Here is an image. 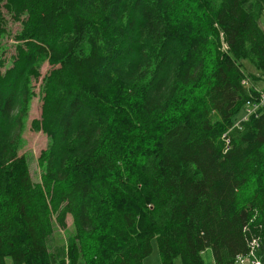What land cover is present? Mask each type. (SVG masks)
Segmentation results:
<instances>
[{
  "label": "trees",
  "instance_id": "16d2710c",
  "mask_svg": "<svg viewBox=\"0 0 264 264\" xmlns=\"http://www.w3.org/2000/svg\"><path fill=\"white\" fill-rule=\"evenodd\" d=\"M263 12L0 0V264H144L154 238L161 264H205L208 248L237 264L254 241L264 258V108L235 121L261 96L242 59L264 69ZM7 15L21 24L10 64ZM45 63L35 182L19 137Z\"/></svg>",
  "mask_w": 264,
  "mask_h": 264
},
{
  "label": "rangeland",
  "instance_id": "374dc122",
  "mask_svg": "<svg viewBox=\"0 0 264 264\" xmlns=\"http://www.w3.org/2000/svg\"><path fill=\"white\" fill-rule=\"evenodd\" d=\"M7 29L8 33L3 39V44L6 49L3 52L4 57H6L11 63V57L15 54V39L14 36L21 29V24L14 21L10 15H7ZM261 26L264 29V12L261 16ZM243 68L247 74L253 73L258 74L262 78L256 79L255 82L264 87V69H258L249 59H242ZM51 69V66L48 63H45L42 67V76L34 81L36 95L31 101L30 108L27 116L25 117V125L20 131L19 137V154L23 155L26 158L27 163H29V169L31 177L35 182H38L41 177V166L39 165V156L44 150L49 142L50 136L45 133L43 130H36L33 126V120L39 119L41 117L42 111V96L40 93V85L42 82L43 76ZM252 78V77H251ZM264 90V89H263ZM247 114L246 107L244 106L235 116L236 123L242 121ZM68 222V232H72L74 229V224L72 216L67 218ZM65 231L62 229H57L55 233L56 238H65ZM66 243V240H65ZM153 249L152 252L144 259V264H161L160 253L158 249L157 240L154 238L152 241ZM203 258L205 264H215L214 253L211 248L206 249L203 252ZM174 264H182L181 257H176Z\"/></svg>",
  "mask_w": 264,
  "mask_h": 264
},
{
  "label": "built area",
  "instance_id": "2783aa9c",
  "mask_svg": "<svg viewBox=\"0 0 264 264\" xmlns=\"http://www.w3.org/2000/svg\"><path fill=\"white\" fill-rule=\"evenodd\" d=\"M243 83H248L247 80ZM264 108V93H261V96L256 101H248L246 104L247 114L244 118L248 119L251 115L258 114V112ZM261 247L257 241H254L251 246V250L246 255H238L237 264H264V258H261ZM264 255V253H263Z\"/></svg>",
  "mask_w": 264,
  "mask_h": 264
},
{
  "label": "crops",
  "instance_id": "0c3cea01",
  "mask_svg": "<svg viewBox=\"0 0 264 264\" xmlns=\"http://www.w3.org/2000/svg\"><path fill=\"white\" fill-rule=\"evenodd\" d=\"M261 23V22H260ZM257 76L261 79L262 77L261 76H259L258 74H257ZM253 85H255L256 86V88L257 89H259L260 91H262L263 93H264V87H261V86H259L258 84H257V82L256 83H253Z\"/></svg>",
  "mask_w": 264,
  "mask_h": 264
}]
</instances>
